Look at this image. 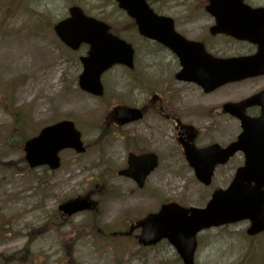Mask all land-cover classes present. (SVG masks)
<instances>
[{"label": "rangeland", "instance_id": "1", "mask_svg": "<svg viewBox=\"0 0 264 264\" xmlns=\"http://www.w3.org/2000/svg\"><path fill=\"white\" fill-rule=\"evenodd\" d=\"M147 1L156 7L205 0ZM72 5L134 44L132 21L114 0H0V264H182L167 241L143 248L139 230L123 234L161 203L204 206L233 171L217 169L209 187L179 166L162 165L142 189L117 175L133 147L134 126L118 128L105 115L143 96L133 89V74L120 66L103 75V98L78 88V56L87 47L66 49L52 29ZM64 119L76 123L86 151L60 152L62 164L54 171L30 168L24 142ZM77 196L90 197L97 208L61 217L58 205ZM247 227L243 221L202 231L195 264H264V233L248 237Z\"/></svg>", "mask_w": 264, "mask_h": 264}, {"label": "flooded vegetation", "instance_id": "2", "mask_svg": "<svg viewBox=\"0 0 264 264\" xmlns=\"http://www.w3.org/2000/svg\"><path fill=\"white\" fill-rule=\"evenodd\" d=\"M152 8L171 18L176 35L159 42L140 35L134 24L133 67L122 68L133 74V89L143 98L134 96L138 118L120 127L134 126L133 154L140 160L155 153L156 169L192 170L193 162L215 158L203 150L236 144L238 150L214 170L236 171L246 161L263 168L264 1L160 2ZM252 10H258V19H250ZM186 70L205 72L207 79L217 72L234 76L204 88L184 80ZM242 132L248 134L240 137ZM191 149L202 151L190 154Z\"/></svg>", "mask_w": 264, "mask_h": 264}, {"label": "water", "instance_id": "3", "mask_svg": "<svg viewBox=\"0 0 264 264\" xmlns=\"http://www.w3.org/2000/svg\"><path fill=\"white\" fill-rule=\"evenodd\" d=\"M118 6L136 20L141 34L148 38L166 40L172 26L171 20L156 16L145 0H116ZM233 2L240 0H210V2ZM214 8H209L213 13ZM70 16L54 26L58 37L73 50L81 43L89 44L86 56L80 58L83 71L79 75V87L96 96L103 95L100 77L114 64L132 66L133 49L130 44L108 32L109 26L102 21L86 16L79 7L69 8ZM254 12L250 19H258ZM165 28V30H163ZM202 71L185 72V78L200 80ZM228 74L221 73L220 76ZM219 77V75H217ZM114 119L126 123L136 118L131 108L116 107L112 111ZM72 148L78 153L85 151L81 135L71 121H62L43 128L40 133L26 141L24 150L26 160L31 168L48 165L51 169L60 166L58 153ZM220 151V152H219ZM234 149L229 147L218 150L223 158H227ZM150 159V158H149ZM222 159L220 162H224ZM219 162V161H218ZM155 162L148 160L143 167L134 163L129 157V168L119 171L120 175L133 178L143 186L145 177L154 168ZM197 178L208 185L211 181L212 169L196 168ZM255 184L251 185L250 182ZM264 170L240 169L236 178L225 190L217 189L204 208H184L176 203L164 204L156 213L148 214L135 226L141 228L138 242L144 246L154 245L162 239L172 244L180 255L183 264H194V252L197 246L196 235L203 229L217 227L228 223L248 219L250 227L248 235H255L264 230ZM94 206L87 197H77L59 206L67 215L90 210ZM134 226L131 228L133 229Z\"/></svg>", "mask_w": 264, "mask_h": 264}]
</instances>
